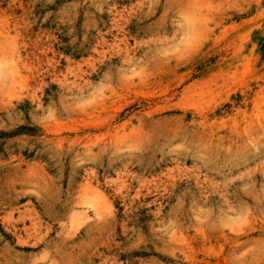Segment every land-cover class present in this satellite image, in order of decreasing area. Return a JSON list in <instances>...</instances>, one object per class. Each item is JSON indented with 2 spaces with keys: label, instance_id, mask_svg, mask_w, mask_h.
<instances>
[{
  "label": "rangeland",
  "instance_id": "rangeland-1",
  "mask_svg": "<svg viewBox=\"0 0 264 264\" xmlns=\"http://www.w3.org/2000/svg\"><path fill=\"white\" fill-rule=\"evenodd\" d=\"M264 0H0V264H264Z\"/></svg>",
  "mask_w": 264,
  "mask_h": 264
},
{
  "label": "trees",
  "instance_id": "trees-1",
  "mask_svg": "<svg viewBox=\"0 0 264 264\" xmlns=\"http://www.w3.org/2000/svg\"><path fill=\"white\" fill-rule=\"evenodd\" d=\"M261 42H262V47H263V51H264V39H262Z\"/></svg>",
  "mask_w": 264,
  "mask_h": 264
}]
</instances>
